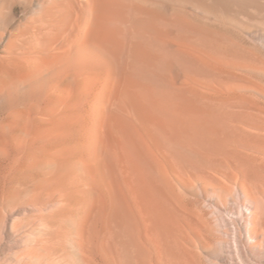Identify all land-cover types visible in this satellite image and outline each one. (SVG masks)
I'll use <instances>...</instances> for the list:
<instances>
[{"label":"bare ground","instance_id":"1","mask_svg":"<svg viewBox=\"0 0 264 264\" xmlns=\"http://www.w3.org/2000/svg\"><path fill=\"white\" fill-rule=\"evenodd\" d=\"M34 12L0 33V264H264V0Z\"/></svg>","mask_w":264,"mask_h":264},{"label":"rangeland","instance_id":"2","mask_svg":"<svg viewBox=\"0 0 264 264\" xmlns=\"http://www.w3.org/2000/svg\"><path fill=\"white\" fill-rule=\"evenodd\" d=\"M36 0H0V7L5 15L0 22V33L16 31L22 28L30 18L35 16ZM4 44L0 41V54Z\"/></svg>","mask_w":264,"mask_h":264}]
</instances>
